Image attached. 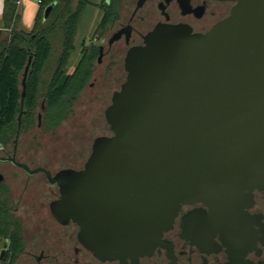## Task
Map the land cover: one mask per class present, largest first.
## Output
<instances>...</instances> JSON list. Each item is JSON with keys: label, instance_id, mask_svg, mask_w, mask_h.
Wrapping results in <instances>:
<instances>
[{"label": "water", "instance_id": "95a60500", "mask_svg": "<svg viewBox=\"0 0 264 264\" xmlns=\"http://www.w3.org/2000/svg\"><path fill=\"white\" fill-rule=\"evenodd\" d=\"M223 1L235 3L232 13L208 33L160 24L128 51L126 80L105 111L111 135L94 141L82 170L53 178L31 169L16 158L18 139L0 154L58 184L54 216L73 220L100 258L151 254L184 205L233 220L254 190L264 192V0Z\"/></svg>", "mask_w": 264, "mask_h": 264}, {"label": "flooded vegetation", "instance_id": "af4514ba", "mask_svg": "<svg viewBox=\"0 0 264 264\" xmlns=\"http://www.w3.org/2000/svg\"><path fill=\"white\" fill-rule=\"evenodd\" d=\"M110 3L111 0L106 1L107 5ZM118 3L119 20L95 36L100 21L93 35L96 39L90 42L103 46L104 55L105 46L98 41L109 33L106 53L115 59L122 57L123 46L128 47L127 55L132 47L144 45L146 35L160 24L184 26L193 33L206 34L228 18L235 6L234 2L223 0H118ZM101 62L102 58L97 64ZM95 71L96 68L94 74ZM125 80L119 83L115 76L107 81L119 83L115 93ZM38 123L43 128V122L38 119ZM19 145L18 140L17 160L25 164L32 161L19 158ZM29 167L45 168L53 178L64 170L84 168L54 171L46 165ZM25 174L27 181L18 192L6 184L17 205L15 214L22 225L24 248L11 262L5 242L0 249V264H264V192L258 189L244 201L243 216L238 219L211 218L209 208L202 204L184 205L151 254L123 261L103 259L88 250L79 239V226L73 220L58 219L52 212V205L62 196L58 184L50 182L44 173ZM36 175L44 178L33 180Z\"/></svg>", "mask_w": 264, "mask_h": 264}, {"label": "trees", "instance_id": "16d2710c", "mask_svg": "<svg viewBox=\"0 0 264 264\" xmlns=\"http://www.w3.org/2000/svg\"><path fill=\"white\" fill-rule=\"evenodd\" d=\"M99 5L103 18L95 36L104 33L119 20L118 0ZM2 22L10 30L0 42V154L12 152L15 141L38 122L41 102L43 129L55 131L74 113L75 105L94 74L100 49L91 43L82 48V56L71 74L66 65L75 51V37L88 0H42L32 30L21 27L19 0H4ZM55 3L47 20L45 8ZM29 70L26 73V67ZM23 80L26 91L22 103ZM22 114L18 135V117ZM17 205L5 182H0V245L7 242V255L14 261L24 248L23 230L15 211Z\"/></svg>", "mask_w": 264, "mask_h": 264}, {"label": "rangeland", "instance_id": "374dc122", "mask_svg": "<svg viewBox=\"0 0 264 264\" xmlns=\"http://www.w3.org/2000/svg\"><path fill=\"white\" fill-rule=\"evenodd\" d=\"M91 1L102 2V0ZM95 6L90 5L82 17L76 37V45L79 46L66 66L67 72L78 64L81 49L79 47L83 41L89 45L96 39L93 35L100 20L96 18ZM132 9L133 7H131ZM109 36L110 34L106 33L102 37L103 39L98 41L105 46L102 62L96 65L94 77L90 82L93 87L87 86L75 105L73 115L53 132H44L37 122L31 130L20 135L19 158L22 160L32 159V161L26 162L27 165H46L54 171L68 167L82 169L92 152L95 139L111 135L105 119V111L111 104L112 95L118 89L119 83L125 80L124 58L128 47H122V57L116 59L109 57L106 53ZM115 76L119 78V83L107 81ZM101 87L103 91L100 93ZM43 105L41 102L37 115L42 114ZM0 175L5 178L6 184L11 187L13 192H18V189L23 187L27 181V175L11 163L0 162ZM43 178V175L32 177L33 180ZM2 245H0V249L3 247Z\"/></svg>", "mask_w": 264, "mask_h": 264}, {"label": "crops", "instance_id": "0c3cea01", "mask_svg": "<svg viewBox=\"0 0 264 264\" xmlns=\"http://www.w3.org/2000/svg\"><path fill=\"white\" fill-rule=\"evenodd\" d=\"M39 0H19V3H18V6H19V13L21 15V27L26 30V31H30L33 29L34 27V24H35V19H36V16L40 10V3L38 2ZM91 4L90 5H96L94 8L96 10V18L97 20L99 19L101 21L102 19V16H103V12L101 11L99 5L102 3H94L92 2L91 0H88ZM103 1V0H102ZM88 5L86 7V9L90 6ZM4 8H5V3H4V0H0V42L1 41H4L6 39L9 38V32L10 30L8 29H5L4 28V25H3V22H2V17H3V12H4ZM86 9L84 11V13L86 12ZM83 13V15H84ZM83 17V16H82ZM82 20V18H81ZM81 23V21H80ZM100 23V22H99ZM80 25V24H79ZM99 25V24H98ZM78 29H79V26H78ZM78 29H77V33H76V37L78 35ZM76 37H75V50L78 48V44L76 45ZM87 45L85 43V41H83L82 45L79 47L80 49V58L82 56V48ZM75 52V51H74ZM73 52V53H74ZM72 53V54H73ZM72 56V55H71ZM71 58V57H70ZM79 58V60H80ZM70 60V59H69ZM69 62V61H68ZM68 64V63H67ZM67 66V65H66ZM77 66V65H76ZM76 68V67H75ZM75 68L73 67L72 70H70L69 72H67L66 68V73L67 74H71Z\"/></svg>", "mask_w": 264, "mask_h": 264}, {"label": "built area", "instance_id": "2783aa9c", "mask_svg": "<svg viewBox=\"0 0 264 264\" xmlns=\"http://www.w3.org/2000/svg\"><path fill=\"white\" fill-rule=\"evenodd\" d=\"M38 2H39V3H41V2H42V0H39ZM0 150H3V149L1 148Z\"/></svg>", "mask_w": 264, "mask_h": 264}]
</instances>
